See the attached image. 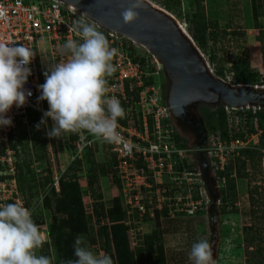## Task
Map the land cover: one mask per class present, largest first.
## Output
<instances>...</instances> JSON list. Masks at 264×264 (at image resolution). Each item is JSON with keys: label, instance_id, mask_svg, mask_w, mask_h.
Segmentation results:
<instances>
[{"label": "rangeland", "instance_id": "rangeland-1", "mask_svg": "<svg viewBox=\"0 0 264 264\" xmlns=\"http://www.w3.org/2000/svg\"><path fill=\"white\" fill-rule=\"evenodd\" d=\"M148 1L153 6L161 8L175 22L184 25V32L202 55L207 69L212 70V76L226 81L225 77L217 75L216 69L223 68V72L226 74L224 76L230 77L231 75L228 74L231 73L226 69L229 67L228 62H231V59L237 62L244 61L247 69L256 73V82H250L246 86L264 90V0H257L261 4L262 13L256 17H254L252 8L255 5V0H200L199 9L209 25L205 31L207 36L202 47L193 40L188 27L190 26L188 21L196 10L195 0ZM254 23L258 24V27L254 28ZM125 42L129 48L133 49V52L147 59V66H150V69L147 68L149 73L157 72L151 78V83L158 85L162 95L166 98L169 82L162 69L156 68L154 58L144 47L130 40L125 39ZM211 55L215 57V60H211ZM41 61L44 70H46V59L42 57ZM221 105V102L218 104L197 102L189 107L192 114L201 120L206 131V141L202 145H196L195 149L208 145L209 140L220 128L217 111ZM41 117L37 115L34 122L28 126L29 138L21 153V159L29 161L36 182L35 195L30 199L29 206L32 209V219L34 223L37 222L35 224L42 238L41 247L35 250L36 255H49L53 261L63 256L62 239L51 241L47 236L48 225L51 221L50 209H45L42 200L45 195L50 197L51 188L55 191L59 190L58 179L60 178L76 179L78 182L87 228L86 233L78 236L83 238L84 245L95 254L104 255L106 253L101 249L95 236L97 224L91 211L93 200L86 189L85 176L91 162L108 165V162L106 163L107 153L104 148L97 149L95 144L94 147L85 149L78 157L81 167L76 171H69V165L74 161L72 160L74 154L68 150L65 136L62 134L60 138L49 137L46 132L50 129L52 121L48 119L46 125L41 124L37 129L36 125L40 122ZM173 128L181 147L194 149L191 146L193 136L188 131L182 130L176 123ZM253 142L249 143L248 149L258 151L257 147L264 148V136L258 143L254 144ZM193 156V152L187 154V158L197 164ZM238 156L239 154L236 155V157ZM234 157H228L224 161V164L227 163L232 167V170L224 168L221 171L223 174L226 171L235 174L234 176L230 174L231 177L228 176L233 184L232 188H227L225 185L220 187L213 185L214 192L210 194L206 191V186L203 183L202 203L198 205V210L191 215L172 212L169 215L157 216L155 211L152 212L149 208L145 218L138 215L135 217L137 214L135 203L128 204L123 195L126 185L123 184L121 189H117L110 185V175L98 172L99 190L105 208L112 205V199H120L119 204L123 216L118 222L127 227L128 246L132 251L129 264H148L149 254L147 247L143 244L146 236L152 239L153 245L161 243L164 264H193L188 254L191 245L201 239L208 240L211 244L216 264H256V262L264 264V167L261 164V156L255 167H251L246 160L245 166L241 168L242 175L240 176L233 169L236 167ZM210 175L212 178L216 177L213 171L210 172ZM254 186L257 187L260 195V203L252 206L249 202V189ZM153 194L155 193L152 191V196ZM19 195L22 197L20 193ZM22 200L24 201L23 197ZM142 202L147 204L146 197ZM53 204L54 200L52 199L51 207ZM101 220L102 224H109L107 219ZM245 236L247 240L252 238L251 243H247ZM139 248L144 250L140 254L137 253Z\"/></svg>", "mask_w": 264, "mask_h": 264}, {"label": "built area", "instance_id": "built-area-1", "mask_svg": "<svg viewBox=\"0 0 264 264\" xmlns=\"http://www.w3.org/2000/svg\"><path fill=\"white\" fill-rule=\"evenodd\" d=\"M78 19L99 28L59 0H0V42L20 43L35 53L29 65L32 74L24 85L25 89L31 90L32 95L22 107L12 106L7 113L12 118V125L0 128V147L3 149L0 154V206L13 202L24 206L15 179L16 157L8 136L14 133L17 122L27 124L28 111L42 116L48 109L46 100L37 101L40 94L37 86L44 83V72L51 65L67 59L62 49L65 41L81 39L78 27L74 24ZM107 33L109 45L118 50L113 59L116 70L107 77V95L128 105L125 108V125L118 123L123 142L110 144L86 132L74 133L75 139L67 143L68 150L74 154L72 160L95 144L99 150L104 148L108 159L114 154L116 165L113 168L117 170L122 187L126 185L123 195L128 204L135 203L136 212L141 218L149 208L152 212H160L164 208L168 215L172 212L194 214L203 198L200 168L197 162L195 164L187 158V154L193 150L183 149L175 136L173 125L176 121L160 87L152 83L145 84L148 77L153 78L157 72H148L146 58L144 64L134 60L138 54L129 50L124 38ZM42 57L46 59V70ZM154 61L156 68L160 69ZM227 77L229 84L243 85L233 84L232 76L229 79ZM221 108L223 125L217 129L208 145L197 149L205 154L209 168L216 174L217 187L226 183V177L221 173L227 166V163L224 164L225 159L231 156H235V159L241 150L249 148L251 141L258 143L264 133L256 115L264 110L263 105L231 107L222 104ZM251 128L253 131H250ZM63 135L68 140L69 133ZM257 149L262 153L261 164L264 167V148ZM152 191L155 193L153 196ZM145 197L147 204L142 202Z\"/></svg>", "mask_w": 264, "mask_h": 264}, {"label": "clouds", "instance_id": "clouds-1", "mask_svg": "<svg viewBox=\"0 0 264 264\" xmlns=\"http://www.w3.org/2000/svg\"><path fill=\"white\" fill-rule=\"evenodd\" d=\"M143 7L144 0H132L121 12L123 22H134L139 17L137 10ZM74 24L81 39L65 41L62 49L67 59L51 65L44 72V83L37 86V101L46 100L48 109L36 127L46 125L47 118H51L52 125L46 132L49 137L86 132L106 143H122L118 120L125 117V109L119 99L107 95L106 87L107 77L116 70L113 59L118 50L109 45L95 25L82 19ZM34 55L23 44L0 42V128L12 125L7 115L12 106L22 107L32 95L24 85L32 74L29 65ZM209 72L212 73L210 69ZM190 149L193 155L198 151L195 146ZM213 185L216 186L215 177ZM41 245L42 238L28 208L15 202L0 206V264H51L49 257L36 255ZM73 254L76 259L67 264H114L111 256L91 251L80 236L74 239ZM188 255L193 264H216L212 246L205 239L194 242Z\"/></svg>", "mask_w": 264, "mask_h": 264}, {"label": "trees", "instance_id": "trees-1", "mask_svg": "<svg viewBox=\"0 0 264 264\" xmlns=\"http://www.w3.org/2000/svg\"><path fill=\"white\" fill-rule=\"evenodd\" d=\"M154 2H159L160 0H151ZM196 2V10L191 15L188 23L190 24L189 31L191 32V36L193 40L197 42L199 46H204L206 41V33L205 31L208 29L209 25L204 20V14L199 9L200 0H195ZM255 5H253L254 17L261 15V4L259 1L255 0ZM256 21V20H255ZM257 23V21H256ZM254 23V28L258 27V24ZM100 32H102L106 38L108 39V33L97 28ZM210 35V33H209ZM213 35V34H212ZM215 37V35H213ZM130 51L133 52L132 48H129ZM135 53V52H133ZM134 60H140L141 64H144L145 58L141 55H135ZM211 60H215V57L211 55ZM229 67L226 68L227 71L231 74L233 78V84H249L250 82H256L255 72H250L247 69L244 61L237 62L234 59L229 61ZM224 66V65H223ZM225 67V66H224ZM147 68L150 69L148 65ZM217 75L221 77H226L223 72V68H217ZM151 78L145 81V84L151 83ZM122 107L125 109L128 105L124 102H120ZM259 119V127L264 128V110L258 112ZM37 114L32 111H28L27 124H21L17 122V126L14 129V133H10L8 136L9 145L12 147L15 153L16 162V185L18 191L22 195L24 199V206L29 208L30 199L35 195L36 182L34 178V174L30 169V164L28 160L21 159V153L25 149L26 142L29 138L28 126L34 122ZM218 122L220 127L224 123V114L223 110L220 107L217 111ZM126 117L123 119H119L118 123L125 125ZM250 131H253L252 128ZM264 136V133L263 135ZM75 139L74 133H69L68 140ZM2 146V144H1ZM70 148V145H68ZM89 149V148H87ZM3 153V149L0 147V154ZM261 153L259 151L243 149L240 151L239 156L235 158L236 167L233 168L236 171V174L239 176L242 175L241 168L245 166V161L248 160V163L251 167H255L259 163ZM107 164H97L95 162H91L89 168L86 171V189L93 200V204L91 207V211L94 215V221L97 224V229L95 232V236L98 240V243L101 246V249L104 253L111 256L114 264H129L131 259L132 251L128 246V240L126 236L127 227L118 222V220L123 216L120 207V199L115 198L112 199V205L110 207L105 208L104 203L102 202V194L99 190V181H98V172L106 173L110 175V185L115 186L117 189H121L122 183L117 175V170L114 167L116 165V159L114 154H111V158L106 160ZM68 170L76 171L80 166V160L74 159V161L69 165ZM226 169L232 170L231 166H226ZM2 170L0 166V171ZM65 174V173H64ZM231 171H226L224 174L226 179L225 186L227 188H232L233 184L228 179L230 177ZM73 175V174H72ZM246 174H244V177ZM58 187L59 190L55 191L53 188L50 194V197L45 195L43 197V205L45 209H50V223L48 225L47 236L49 240H57L62 239V248H63V256H60L57 260H51L50 256L46 257L50 258L51 264H67L70 260H75L76 257L73 254V242L74 239L81 234L86 233V222H85V214L83 210V203L81 199V191L78 182L72 179H58ZM254 186L252 189H249V202L252 206L260 203V195ZM54 200L53 207H51V200ZM52 208V209H51ZM137 213V212H136ZM135 213V214H136ZM253 214V211H251ZM138 213L135 215L137 217ZM147 212L142 215V218L146 217ZM155 215H166V209H162L160 212L155 211ZM101 219H107L109 224H102ZM37 223V222H35ZM246 234V233H245ZM245 239L247 240L246 236ZM249 239L247 243H251ZM143 244L147 247L148 250V264H164V252L163 247L160 242L156 244H152V239L149 236H146L143 240ZM47 245V244H45ZM48 246V245H47ZM143 249L139 248L137 253H141ZM144 251V250H143ZM250 264V263H246ZM255 264V263H254ZM257 264V262H256Z\"/></svg>", "mask_w": 264, "mask_h": 264}, {"label": "water", "instance_id": "water-1", "mask_svg": "<svg viewBox=\"0 0 264 264\" xmlns=\"http://www.w3.org/2000/svg\"><path fill=\"white\" fill-rule=\"evenodd\" d=\"M59 1L83 14L99 28L148 51L169 82L166 103L175 121H185L189 107L197 102H221L231 107L264 105V90L246 85L231 86L212 76L202 55L180 24L148 0H144V7L137 10L138 19L131 23L123 22L121 12L132 0ZM207 191L211 194L210 189Z\"/></svg>", "mask_w": 264, "mask_h": 264}, {"label": "flooded vegetation", "instance_id": "flooded-vegetation-1", "mask_svg": "<svg viewBox=\"0 0 264 264\" xmlns=\"http://www.w3.org/2000/svg\"><path fill=\"white\" fill-rule=\"evenodd\" d=\"M264 100V97L262 98ZM190 111V110H189ZM176 125L179 124V127L184 129L185 131H188L192 136V142L191 146L194 147L196 145H202L206 141V131L205 127L202 124L201 120L192 114L190 111L188 115L186 116L185 121L182 122H175ZM199 125V127L197 126ZM197 158H196V157ZM205 154L203 152H194V159L198 163V166L200 168L201 177L203 178V183L206 186V189H210L211 193H213V178L210 175L211 169L208 166L207 160L205 158Z\"/></svg>", "mask_w": 264, "mask_h": 264}, {"label": "bare ground", "instance_id": "bare-ground-1", "mask_svg": "<svg viewBox=\"0 0 264 264\" xmlns=\"http://www.w3.org/2000/svg\"><path fill=\"white\" fill-rule=\"evenodd\" d=\"M159 9H160V8H159ZM183 27H184V25H183V24H180V28H181L182 30H184Z\"/></svg>", "mask_w": 264, "mask_h": 264}]
</instances>
